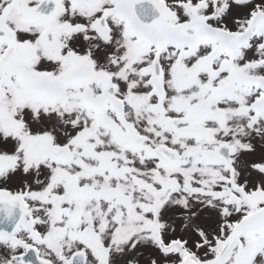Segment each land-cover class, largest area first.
I'll list each match as a JSON object with an SVG mask.
<instances>
[{
	"label": "snow or ice",
	"instance_id": "6c2138e0",
	"mask_svg": "<svg viewBox=\"0 0 264 264\" xmlns=\"http://www.w3.org/2000/svg\"><path fill=\"white\" fill-rule=\"evenodd\" d=\"M0 264H264V0H0Z\"/></svg>",
	"mask_w": 264,
	"mask_h": 264
}]
</instances>
